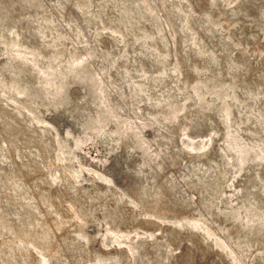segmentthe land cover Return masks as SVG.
Listing matches in <instances>:
<instances>
[{"label":"rangeland","instance_id":"rangeland-1","mask_svg":"<svg viewBox=\"0 0 264 264\" xmlns=\"http://www.w3.org/2000/svg\"><path fill=\"white\" fill-rule=\"evenodd\" d=\"M0 264H264V0H0Z\"/></svg>","mask_w":264,"mask_h":264}]
</instances>
